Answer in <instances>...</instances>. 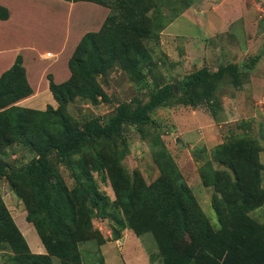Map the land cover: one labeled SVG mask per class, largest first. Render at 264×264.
Returning <instances> with one entry per match:
<instances>
[{"label":"trees","instance_id":"trees-1","mask_svg":"<svg viewBox=\"0 0 264 264\" xmlns=\"http://www.w3.org/2000/svg\"><path fill=\"white\" fill-rule=\"evenodd\" d=\"M65 1L91 2L109 9V14L98 32L84 34L75 47L68 60V80L56 84L52 75H47L56 109L51 105L45 110L17 105L33 94L19 55L0 75V180L4 179L22 199L26 221L45 250L41 255L31 252L0 196V264H80L79 246L96 242L100 235L95 230L90 235V221L107 217L117 226L112 232L114 241L125 229L137 237L152 234L162 264H264V223L250 217L264 205V166L254 139L240 136L227 140L213 149V161L206 163L209 174L201 176L202 184L212 189L210 206L218 222L217 232L162 143L154 156L160 175L152 184L146 185L140 175L130 174L120 165L128 153L126 128L154 126L149 113L157 108L173 102L195 108L204 98L216 119V108L221 106L215 99V89L225 76L238 88V66H221L216 71L203 67L176 86H156L146 104L137 110L123 103L102 121L82 119L73 124L65 108L74 98L92 104L110 101L86 63L92 56L99 63L117 58L119 33L111 25L122 14L120 5L129 0ZM195 1L188 0L184 9ZM8 18V10L0 5V21ZM258 59L253 58L247 68ZM128 71L136 82L145 79L137 63ZM101 146L111 147L112 157L103 155ZM14 148L32 157L20 165L9 161ZM212 163L224 170L213 168ZM59 167L71 172V188L66 186ZM94 173L102 183L110 181L114 202L99 191ZM185 238L189 244L178 253L175 244ZM237 240L243 243L236 249L232 244Z\"/></svg>","mask_w":264,"mask_h":264},{"label":"rangeland","instance_id":"rangeland-1","mask_svg":"<svg viewBox=\"0 0 264 264\" xmlns=\"http://www.w3.org/2000/svg\"><path fill=\"white\" fill-rule=\"evenodd\" d=\"M187 1L129 0L127 4L120 5L122 14L111 25L112 28L116 26L119 33L117 58L112 57L106 63H99L92 56L86 63V68L91 71L110 101L92 104L74 98L67 104L65 112L73 124L82 119L102 121L120 104L126 103L133 110L142 107L147 102L149 92L156 86H176L203 67L216 71L221 66H238L240 86L234 87L230 78L225 76L215 89V99L221 106L216 108V119L212 118V112L209 111L204 98L195 108L175 102L157 108L149 113L154 126L126 128L124 138L128 153L120 160V165L128 173L136 172L146 185H150L160 175L154 156L162 143L174 158L185 185L191 190L214 232H217L218 222L210 206L212 189L202 184L203 175L209 174L206 163L212 159L213 149L234 137L236 139L248 136L256 141V146L261 150L259 161L264 166V0H235L232 10H227L226 0H209L207 4L204 0H196L191 10L184 9ZM12 2L9 3L10 14L17 20L12 19L10 24L3 26L7 31L0 30V51L8 59L19 50L18 48L22 50L23 64L31 87L39 98L45 99L48 87L46 88L47 80L42 75L44 64L32 63L30 56L39 58L45 52L54 53L55 43L51 41L60 36V30L54 26L56 23H52L54 21H51L49 11L37 12L39 17L27 15L22 22L18 18V6L14 5L15 1ZM48 6H51V3ZM78 9L82 8H76L72 22L85 31L82 29L86 25L85 13L78 12ZM66 57L48 61L55 63L56 77L60 75L56 70L62 68L68 71L67 66L65 70ZM253 58L259 59L248 69ZM134 63H137L145 75L142 82H136L128 71ZM48 71L45 69L43 74ZM237 96L235 106L224 103V97ZM43 105L42 110L48 105L54 109L58 107L56 102ZM100 149L103 155L112 157L111 147L101 146ZM13 152L9 161L17 162L18 165L27 163L32 157L27 151L19 148H14ZM212 166L219 171L224 170L216 163H212ZM59 172L66 186L71 188L74 183L71 172L64 167H59ZM93 177L99 191L114 202L116 197L110 181L102 183L96 173ZM261 181L264 188V169ZM0 196L30 246L32 238L37 237V234L26 221L22 199L4 179L0 180ZM250 217L264 223V205L252 211ZM90 222L93 225L90 235H93V230L98 232L97 235L100 234L96 237L99 240L95 242L98 246L100 241H113L112 232L117 230V226L111 218L92 219ZM121 236L122 234L120 238ZM139 238L149 254L150 263L162 264L153 235L144 234ZM233 243L232 246H237V249L243 241L237 240ZM188 244V238L178 241L175 244L176 251L182 252ZM84 247L81 248L84 261H101L102 255L86 252ZM121 247L122 245L116 246L114 251V257L120 263L123 259L122 251L119 250Z\"/></svg>","mask_w":264,"mask_h":264},{"label":"crops","instance_id":"crops-1","mask_svg":"<svg viewBox=\"0 0 264 264\" xmlns=\"http://www.w3.org/2000/svg\"><path fill=\"white\" fill-rule=\"evenodd\" d=\"M14 5L18 6L20 10V15H18L19 20L24 22V18L32 17V16H37V12H42L44 11H49L50 13V18L51 21H54L52 23H56L54 26H57L60 30V36L58 38L53 39L51 42L55 43L54 46V53L52 52H45L44 54H41L39 58L35 55H31L30 59L31 62H42L44 64L43 69H42V75L44 78L47 80V75H52L53 80L56 84H60L62 82H65L68 80L70 76V72L64 71L62 68L60 70H56L57 74H60L59 77H56L54 74V64L48 62L51 59L58 58L60 59L61 56L66 57V65H65V70L66 66L68 69V60L71 57L75 47L81 40L84 34L89 33V32H98L108 14H109V9L91 3V2H67L65 0L60 1H52V0H13ZM226 8L227 10H232L234 9L233 3H235V0H226ZM13 3L12 0H0V5L5 7L8 12H9V18L5 21H0V30L1 32L7 31V28H4L3 26H7L10 24L12 21L13 17L10 14V8H9V3ZM205 4L209 2V0H204ZM49 3H51V6H48ZM228 4V5H227ZM213 5V4H212ZM81 7L82 9H78V12L83 11L85 13V26L82 29H85V31L81 30L80 27H78L75 23L73 24L72 21H74V13L76 8ZM191 10V7L188 9ZM65 19V22H64ZM17 20V19H13ZM20 21V22H21ZM79 25V24H78ZM15 27V26H14ZM19 27V26H18ZM169 28V26L167 27ZM170 29V28H169ZM168 29V30H169ZM17 52L8 59H6L3 56V52L0 51V75L8 70L12 64L15 61V58L19 55L22 59V65L24 67V57L21 55L22 50L18 48ZM47 54H50V57H47ZM4 66V68H3ZM59 68V67H58ZM25 69V67H24ZM47 69L49 70L47 74H43L44 70ZM26 72V69H25ZM27 81L31 87V84L29 82V78L26 74ZM48 87V80L46 84V88ZM32 89V87H31ZM49 91V90H48ZM46 93V98L42 99L41 97L39 98L36 94V92L32 89L33 94L17 103L18 106L24 107V108H29V109H39L42 110L41 108L44 106V103L47 102H54L52 95L50 92ZM48 94V95H47ZM235 97V96H234ZM226 98L224 97V103H231L232 106H235L237 102V98ZM122 236L118 240H113L111 242L106 241L103 244H100L99 246L94 242H86L83 243L79 246V252L81 254V248L82 246L84 247V250L86 252H91L94 255H102V258L100 262H87L84 261L83 258L81 259L80 264H151L150 263V257L148 258L149 254L145 251L142 241L139 237H137L131 230L125 229L122 231ZM38 237V236H37ZM32 238V244L29 246V249L31 250L32 253L34 254H45V250L43 245L41 244L39 238ZM111 238V237H110ZM118 245H122L119 250L122 251L123 259L124 261L122 262L123 259H121V263L118 262L114 257L115 253V248ZM56 263V262H55ZM58 264V263H56Z\"/></svg>","mask_w":264,"mask_h":264},{"label":"built area","instance_id":"built-area-1","mask_svg":"<svg viewBox=\"0 0 264 264\" xmlns=\"http://www.w3.org/2000/svg\"><path fill=\"white\" fill-rule=\"evenodd\" d=\"M47 57H50V54H47Z\"/></svg>","mask_w":264,"mask_h":264}]
</instances>
